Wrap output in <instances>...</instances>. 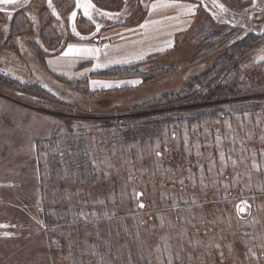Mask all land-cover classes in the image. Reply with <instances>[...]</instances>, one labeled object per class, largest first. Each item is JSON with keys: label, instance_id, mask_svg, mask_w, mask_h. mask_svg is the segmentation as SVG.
Returning a JSON list of instances; mask_svg holds the SVG:
<instances>
[{"label": "rangeland", "instance_id": "rangeland-1", "mask_svg": "<svg viewBox=\"0 0 264 264\" xmlns=\"http://www.w3.org/2000/svg\"><path fill=\"white\" fill-rule=\"evenodd\" d=\"M91 3V19L76 0L63 10L55 0L51 8L48 0L0 4V264H264V0ZM19 12L30 27L12 37ZM177 12L190 13V29L160 45L141 68L179 65L171 75L152 83L90 78L86 91L59 79L88 76L97 56H64L69 44L95 48L102 27L138 23L150 14L168 20ZM80 18L94 28L83 27ZM46 23L58 35L56 48L41 38ZM221 29L226 37L215 42L217 51L195 61L206 33ZM251 35L255 41L194 92L220 78L244 96L197 111L179 106L177 98L144 105L178 93ZM37 50L47 55L45 63ZM162 108L178 115L164 138L144 135L142 128L153 125H141L139 141L121 149L119 135L104 132L106 120L148 121ZM68 128L88 133L92 182L80 172L69 175L65 165L62 175L59 168L49 177L47 152L38 164L37 141ZM66 208L70 215L59 218L57 210Z\"/></svg>", "mask_w": 264, "mask_h": 264}, {"label": "trees", "instance_id": "trees-1", "mask_svg": "<svg viewBox=\"0 0 264 264\" xmlns=\"http://www.w3.org/2000/svg\"><path fill=\"white\" fill-rule=\"evenodd\" d=\"M41 2L42 0H38ZM57 8L59 10H63L66 7H69L74 0H55ZM47 12L46 10L42 11V20L46 19ZM28 16L24 14L23 12H19L14 20V23L12 25V37L14 35H17L22 32H26L30 27V22L27 18ZM79 23L85 27L90 29L94 28V23L86 18H80ZM207 39L206 45L200 47L198 54L195 55L194 60L198 61L199 59L205 57V55H202L203 53L207 52H215L217 50H213V48H216V41L218 39H225L226 33L224 34L223 29L215 32H207ZM256 36L251 35L244 39L241 42L236 43L233 45L208 71L201 74L200 76L194 78L193 80L187 82L184 84V87L181 91L178 93H172L165 95L160 98L151 99L150 101L146 102L144 105L151 106L153 104L162 103L164 104L166 101L177 98L181 99V103L179 106H190L185 107L187 110H193L197 111L199 109H203L205 107H220L222 106L225 99H235L244 96L242 94V90L237 88L236 86H227L223 80L220 78L214 80L211 84H209L204 90L196 92V88L198 86L203 85L208 79L211 78V76L214 73H217L220 71L221 68H223V65H227L228 62L231 60H234L237 56L242 54L244 50L247 48V45H251L253 41H255ZM41 38L44 41V43L51 48H56L58 45V35L56 34V31L50 24H44L42 32H41ZM228 41V40H227ZM251 42V43H250ZM38 51V50H37ZM39 57H41V60L45 63L46 62V54L43 52H39ZM146 62L138 63V64H130V65H122V66H115L110 67L104 70L95 71L91 73L89 76H86L81 79H69L63 76H58L59 79L67 82L70 87L78 90V91H86L89 87V80L90 78L95 79H104V80H116V79H124V78H131V77H141L143 78L145 83H152L158 80H161L169 75H171L173 72L177 70L179 65H173L170 67H155L148 71L142 70V66L145 65ZM225 65V66H226ZM1 78V76H0ZM18 83L17 81H15ZM19 84V83H18ZM21 85V84H20ZM30 90L36 92L41 95L49 96L47 91L45 89H41L38 87H30ZM212 102H218L216 105ZM201 103H212L210 105H199L197 107L191 108L194 104H201ZM143 105V106H144ZM155 114V115H154ZM152 115L156 117H151L148 119V121H145L144 119L133 122V123H127V121H109L106 120L105 124V131L107 133H116L119 135V146L121 149H124L126 147L131 146L132 144H135L139 141V138H137V135L139 134V131H141L140 126L142 125H153L151 129L148 128H142V133L146 136L153 135L156 138H164L166 134L169 132L167 131L170 125L176 120H178V115L175 114L174 111H169L168 108H162L158 111V113H153ZM107 134V135H109ZM88 133L84 130L82 131H75L72 128H68L66 132L62 134H57L54 137L50 139H44L39 140L36 143V155L38 158V164L40 165L39 158L41 157L42 152L46 153L48 155V167L51 170V174L49 177H51L54 172L61 168V175L63 174V165L67 166V171L69 172V175L74 176L77 172L81 173V176L83 177V181L86 182H92L95 178V169L93 166V159L91 157V154L88 150L87 145V137ZM127 140L128 143H125ZM124 142V143H123ZM64 150L65 154V162H62L60 158L63 156L61 153ZM89 171V177H86V173ZM60 209V208H59ZM57 213L59 215V218H63L66 215H70V210L68 208L64 210H57ZM48 222L51 217L47 214V211L44 216Z\"/></svg>", "mask_w": 264, "mask_h": 264}, {"label": "crops", "instance_id": "crops-1", "mask_svg": "<svg viewBox=\"0 0 264 264\" xmlns=\"http://www.w3.org/2000/svg\"><path fill=\"white\" fill-rule=\"evenodd\" d=\"M168 15V20L162 15L150 14L138 23L102 27L95 44L99 52L88 76L100 71L98 65L101 64L110 68L112 66L109 65L138 64L156 58L157 52L161 51L160 45L175 42L179 34L190 29V13L177 12Z\"/></svg>", "mask_w": 264, "mask_h": 264}, {"label": "snow or ice", "instance_id": "snow-or-ice-1", "mask_svg": "<svg viewBox=\"0 0 264 264\" xmlns=\"http://www.w3.org/2000/svg\"><path fill=\"white\" fill-rule=\"evenodd\" d=\"M17 3H18V0H0V4H4V5H16ZM48 6L50 8L52 7V0H48ZM76 6L78 8L82 7L84 16H86L89 19H91L90 10L95 8V5L91 3V0H76ZM158 6L170 7V6H173V5H168V4L156 5V4H154L152 7L156 8ZM219 7L221 8V10H223V8H224V6L222 4L219 5ZM192 9H193V6H188V8H187V10L189 12H191ZM96 10L99 11V9H96ZM53 14L57 15V18H59L58 14L55 11L53 12ZM71 15H72V17H75L77 15V13L75 11H73ZM104 15H108V14L104 13ZM73 31L75 32V28H73ZM77 35H79V33H77ZM98 52H99V49H97V48H90V47H86V46L78 47L77 45L69 44L67 46V51H65L63 53V55L64 56H68V55H71V54L93 55V54L98 53ZM261 59H264V57H261ZM131 83H139V81H133ZM141 207H143V205H141ZM0 227H4V226L0 225Z\"/></svg>", "mask_w": 264, "mask_h": 264}, {"label": "water", "instance_id": "water-1", "mask_svg": "<svg viewBox=\"0 0 264 264\" xmlns=\"http://www.w3.org/2000/svg\"><path fill=\"white\" fill-rule=\"evenodd\" d=\"M141 205H143V204H141ZM237 208H240V213H244L245 212V207H240L239 205L237 206Z\"/></svg>", "mask_w": 264, "mask_h": 264}]
</instances>
